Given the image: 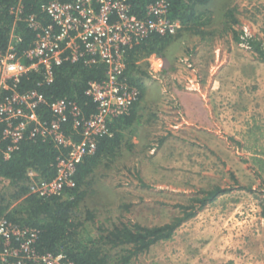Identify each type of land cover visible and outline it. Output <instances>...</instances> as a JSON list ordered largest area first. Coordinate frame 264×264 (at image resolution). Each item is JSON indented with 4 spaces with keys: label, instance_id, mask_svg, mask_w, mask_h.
<instances>
[{
    "label": "rangeland",
    "instance_id": "obj_1",
    "mask_svg": "<svg viewBox=\"0 0 264 264\" xmlns=\"http://www.w3.org/2000/svg\"><path fill=\"white\" fill-rule=\"evenodd\" d=\"M197 7L209 12L201 18L211 16V22L203 27L209 33L201 37L187 32L172 41L164 51L168 69L155 63L157 58L149 61L150 56L137 62L139 76L143 71L149 72V63L158 71L143 77L144 90L137 101L142 107L140 118L136 125L122 130L124 135L115 156L101 158L85 179L88 182L81 187L84 196L75 214L84 222L81 238L87 239L98 234L100 225L111 228L122 222L148 226L167 223L183 215L178 205L192 204L198 190L214 186L230 190L207 205L214 207L196 211L199 216L202 212L209 213L207 220L202 217L201 222L195 214L178 226L171 238L157 241L127 264H186V249H198L203 254L210 246L223 256L234 255L231 264H264V221L260 214L263 168L257 169L258 163L251 161L253 170H238L240 177H236L235 169H228L209 145L197 142L203 137L199 139L191 129L171 128L163 107L151 104V99L155 100L150 96L153 90L166 93L173 86L194 89L196 83L207 84L210 72L217 69L218 57L226 61L230 44L249 48L245 42L235 41L232 32L226 29L229 24L223 23V14L227 9H232L238 18L239 23L233 28L242 32V38H257L264 49V0H208ZM172 107L175 112L180 111L175 103ZM181 134L189 139L184 140ZM238 151L243 152L241 148ZM8 188L9 183L0 182V191ZM186 235L191 236V242ZM256 235L260 239L254 242ZM109 254L112 257L109 264H120V247L110 249Z\"/></svg>",
    "mask_w": 264,
    "mask_h": 264
},
{
    "label": "built area",
    "instance_id": "obj_2",
    "mask_svg": "<svg viewBox=\"0 0 264 264\" xmlns=\"http://www.w3.org/2000/svg\"><path fill=\"white\" fill-rule=\"evenodd\" d=\"M40 10L47 20L27 18L36 36L22 55L12 44L0 49V158L8 159L25 140L51 142L58 150L55 174L44 178L27 169L28 194L64 197L76 186L78 165L97 150L101 138L113 136L112 122L140 98V89L126 74L128 50L153 34L175 35L181 23L169 16L168 0L149 3L141 17L126 0H51ZM65 62L105 67L104 77L85 88L95 105L89 115L72 99H48L40 82L24 91L18 88L31 72L51 83L54 67ZM157 72L149 63V75ZM0 182L10 183L2 176ZM24 197L0 216V264H74L62 251L41 252L39 230L6 216Z\"/></svg>",
    "mask_w": 264,
    "mask_h": 264
},
{
    "label": "trees",
    "instance_id": "obj_3",
    "mask_svg": "<svg viewBox=\"0 0 264 264\" xmlns=\"http://www.w3.org/2000/svg\"><path fill=\"white\" fill-rule=\"evenodd\" d=\"M51 0H0V49L5 50L12 44L18 55H22L32 45L36 31L28 26L27 18L30 15L44 23L47 17L41 12L40 6ZM133 13L138 17L145 14L146 6L156 0H126ZM170 3L169 16L177 19L181 27L175 35L153 34L139 44L128 50L126 54V74L128 81L144 90L143 77L148 76L147 71L137 74L140 64L137 62L151 54L163 57L166 47L175 39L182 37L184 33L205 36L209 33L204 26L211 22V16L201 18L208 10H201L197 4L207 3L208 0H168ZM18 9V10H17ZM232 9H227L223 14V23L229 24L226 28L233 34L237 42H245L250 49L258 54L259 59L264 60V49L260 40L243 37L233 26L239 23ZM225 29V31H226ZM133 71H135L133 73ZM53 81L47 83L42 73L31 72L21 78L18 88L20 91L39 87L48 99L66 97L74 100L89 115L95 109L91 99L84 91L90 81H99L105 75V67L99 65H86L82 62H65L53 69ZM137 74V76H135ZM141 97V94H140ZM132 106L129 113L114 120L111 125L113 136L103 137L98 141L97 150L86 156L78 165L75 175L76 186L68 191L64 197H38L28 194L26 171L29 168L37 170L44 178H51L55 174V159L58 150L51 142H34L25 140L11 156L3 160L0 158V176L9 180V188L0 191V216L5 214L9 206L17 200L19 203L8 211L6 216L18 222H24L39 230L37 241L41 252L62 251L66 258L74 264H109L112 258L109 250L120 247L122 254L118 261L127 264L132 257L145 252L150 246L159 240L172 237L174 231L186 220L192 218L198 209L214 202V200L228 192L230 188L214 186L211 189H200L198 194L191 199L192 204L178 207L183 215L174 217L171 221L161 225H143L138 222H122L113 224L111 228L102 225L98 228V234L92 238H81L83 221L75 214L79 202L84 196L81 187L88 181L85 180L99 164L101 158L114 157L116 149L120 145L122 130L131 125L134 118ZM47 117L48 114L46 113ZM235 183H239L234 175H231ZM264 185V179L261 180ZM247 189V188H244ZM264 195V191L261 192ZM261 216L264 221V198L260 201ZM88 218L92 216L88 215Z\"/></svg>",
    "mask_w": 264,
    "mask_h": 264
},
{
    "label": "crops",
    "instance_id": "obj_4",
    "mask_svg": "<svg viewBox=\"0 0 264 264\" xmlns=\"http://www.w3.org/2000/svg\"><path fill=\"white\" fill-rule=\"evenodd\" d=\"M230 49L226 61L223 57L222 61L218 57L219 63H216L215 56L217 69L215 72L209 71L211 74L206 80L207 84L196 83L197 87L194 89L173 86L166 93L153 90L150 96L155 99H151V104L158 103L163 107L165 119L171 128L195 131L198 138H204H199L197 142L209 145L228 169H235V176L240 177L238 170H253L251 167L254 164L249 163L251 161L258 163V166L255 165L257 169L264 170V60L242 44L232 43ZM149 56L148 59L154 62V58H157L155 63L168 69L165 53L163 57L155 54ZM173 103L179 108V113L174 111ZM141 111L142 107L136 104L130 126L136 125L135 121L139 120ZM181 137L189 139L183 134ZM240 148L242 153L238 151ZM240 154L243 157L236 156ZM211 207L214 206L206 205L202 211ZM198 213L195 215L197 220H207L206 215L209 213L202 212L200 216ZM259 236H254L253 241L259 240ZM186 239L192 241L189 235H186ZM198 252V249H186V264H223L229 261L231 264L230 259L234 256H223L212 246L204 250L203 254Z\"/></svg>",
    "mask_w": 264,
    "mask_h": 264
}]
</instances>
